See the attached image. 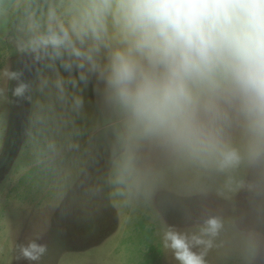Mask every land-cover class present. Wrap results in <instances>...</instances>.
Instances as JSON below:
<instances>
[{
	"label": "clouds",
	"instance_id": "clouds-1",
	"mask_svg": "<svg viewBox=\"0 0 264 264\" xmlns=\"http://www.w3.org/2000/svg\"><path fill=\"white\" fill-rule=\"evenodd\" d=\"M13 15L17 51L41 66L40 91L53 84L63 99L68 83L79 86L60 67L85 85L95 78L123 148L118 182L148 179L145 146L174 165L229 174V184L241 167L264 165V0H0V22ZM3 74L18 82L14 97L31 101L22 70ZM73 103L81 109L82 95ZM222 228L214 215L198 231L169 225L163 247L178 264H207ZM20 251L39 261L48 246L31 240Z\"/></svg>",
	"mask_w": 264,
	"mask_h": 264
},
{
	"label": "rangeland",
	"instance_id": "rangeland-1",
	"mask_svg": "<svg viewBox=\"0 0 264 264\" xmlns=\"http://www.w3.org/2000/svg\"><path fill=\"white\" fill-rule=\"evenodd\" d=\"M17 36L13 16L0 22V264H178L163 247L166 227L198 231L213 215L223 228L207 264H264V165L241 167L229 184V174L174 165L145 146L148 179L118 182L123 148L95 78L85 85L60 67L79 86L68 83L63 99L53 84L40 91L41 66L17 51ZM6 68L24 72L31 101L12 95ZM240 180L248 186L237 191ZM31 240L48 246L39 261L21 255Z\"/></svg>",
	"mask_w": 264,
	"mask_h": 264
},
{
	"label": "trees",
	"instance_id": "trees-1",
	"mask_svg": "<svg viewBox=\"0 0 264 264\" xmlns=\"http://www.w3.org/2000/svg\"><path fill=\"white\" fill-rule=\"evenodd\" d=\"M13 19H14V20H16V17H15V15H13ZM12 23H13V22H12Z\"/></svg>",
	"mask_w": 264,
	"mask_h": 264
}]
</instances>
